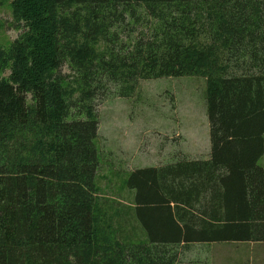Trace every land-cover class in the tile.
Instances as JSON below:
<instances>
[{
	"label": "trees",
	"instance_id": "16d2710c",
	"mask_svg": "<svg viewBox=\"0 0 264 264\" xmlns=\"http://www.w3.org/2000/svg\"><path fill=\"white\" fill-rule=\"evenodd\" d=\"M11 7L24 30L0 47V72L10 65L0 77V264H175L172 246L264 241V0ZM187 74L206 79L209 157L132 170L146 239L105 242L95 105L140 79Z\"/></svg>",
	"mask_w": 264,
	"mask_h": 264
},
{
	"label": "rangeland",
	"instance_id": "374dc122",
	"mask_svg": "<svg viewBox=\"0 0 264 264\" xmlns=\"http://www.w3.org/2000/svg\"><path fill=\"white\" fill-rule=\"evenodd\" d=\"M23 30L12 13L11 0H0V47L9 50ZM69 71V63L64 61L62 72ZM9 74L8 63L0 77ZM205 88L206 79L201 75L140 79L131 94L112 92L95 105L98 167L94 195L105 242L146 239L133 215L134 189L127 186L132 170L209 157ZM79 104L76 101L71 107L73 116ZM258 163L264 167V153ZM174 249L178 251L175 264H264V241H192L172 246L171 253Z\"/></svg>",
	"mask_w": 264,
	"mask_h": 264
}]
</instances>
